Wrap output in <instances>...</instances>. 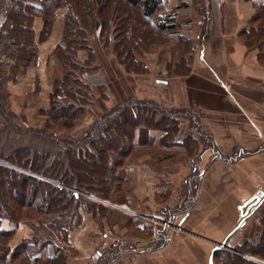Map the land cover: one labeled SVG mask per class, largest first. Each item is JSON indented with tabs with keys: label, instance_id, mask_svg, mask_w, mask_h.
I'll list each match as a JSON object with an SVG mask.
<instances>
[{
	"label": "trees",
	"instance_id": "obj_1",
	"mask_svg": "<svg viewBox=\"0 0 264 264\" xmlns=\"http://www.w3.org/2000/svg\"><path fill=\"white\" fill-rule=\"evenodd\" d=\"M165 4L166 0H0V262L3 264H16L19 259L39 262L43 257L50 264H66L65 249L62 252L57 248L53 257L46 256L49 243L68 241L69 232L82 221L83 207L95 216L96 208L107 210L106 206L85 199L77 191L97 196L110 191L112 195L111 185L117 181L119 168L132 149L154 143L150 136L152 130L164 132L159 145L175 146L180 137L182 146L188 145L191 137L187 128L181 127V122L190 119L198 124L199 116L192 109L170 108L152 99L128 98L102 116H96L93 112L96 97L106 99L107 87L93 86L83 78L84 73L95 72L100 65L91 45L92 35L102 40L104 46L111 47L127 72H137L139 68L147 72V66L136 59L138 50L143 55L152 49L150 35L154 33L170 40L182 24L176 20L177 11L188 7L187 0H180L171 11L165 9ZM254 7L256 12L250 20V29L240 37L247 49L258 51V60L264 65V1H256ZM62 8L66 9L63 38L47 64L49 69L52 62L57 64L60 74L51 76L50 105L39 111L45 116L44 125L41 128L29 126L24 109L30 104L22 106L23 112H15L7 83L17 81L20 74L38 64L35 20L42 19L40 40H46ZM132 8L135 10L131 15ZM200 11L208 17L207 10ZM207 24L204 37H208L211 29ZM175 41L183 45L185 54L174 65V74L189 75L194 57L193 42L182 35ZM80 51L88 54L84 62L78 57ZM38 92L36 89L35 95ZM86 118H91L89 124L84 123ZM82 121L84 125L80 124L79 130H75ZM54 126H59L62 132H53ZM25 135L49 139L57 148L42 150L37 144L24 143ZM211 147L216 157L230 163L251 154L236 148L238 153L230 155L231 160L213 141ZM262 150L263 147L257 152ZM194 170L187 182L190 189L201 180L199 169ZM32 218L39 224L33 226L32 238L11 248L9 243L14 232L4 230L3 222L8 220L18 225ZM262 227L260 242H248L234 251L244 253L253 249L252 254L264 259V219ZM112 246L114 249L107 256L99 252V264H112L120 257L121 244L115 242ZM225 263L256 264L235 255L228 256Z\"/></svg>",
	"mask_w": 264,
	"mask_h": 264
},
{
	"label": "crops",
	"instance_id": "obj_2",
	"mask_svg": "<svg viewBox=\"0 0 264 264\" xmlns=\"http://www.w3.org/2000/svg\"><path fill=\"white\" fill-rule=\"evenodd\" d=\"M255 2L224 0L219 9L220 22L214 24L212 19L209 22L215 25H209L214 28L212 40L200 41L202 29L196 22L193 27L185 29V37L194 42L189 75L168 78L165 64L172 55L166 53L162 64L153 63V60L146 63L148 75L144 83L140 82L138 76L132 78V85L139 91L138 97L141 99H152L172 108L198 109L200 121L208 127L211 140L225 156L232 155L236 148L250 150L264 141V65L258 60V51L247 49L240 37L241 33L249 30ZM176 6L174 3L170 7ZM64 16L65 11L58 12L50 37L39 47L38 68L42 93L48 90L45 69L50 53L62 40ZM193 18L195 9L191 5L177 11L178 22ZM43 27L42 19L37 18L34 22L37 41ZM79 58L84 62L87 55L81 51ZM111 59L107 56L103 62ZM108 94L112 99L111 92ZM108 107L107 103L100 101L95 112L99 115ZM150 136L154 144H158L164 132L152 130ZM185 148L181 140L175 146L159 148L168 154L165 155L168 157L165 165L169 170H164L171 176L175 174V177H180L179 174L189 171V165L182 158L194 154L196 148ZM177 157V161H173ZM213 158L214 155L208 151L202 157L201 169L205 175L198 205L190 217V220L196 219V227L200 224V228L189 230L191 239H185L184 235L170 229H161L159 234L154 228L150 239L135 240L123 259L113 264H216L214 258L219 251L233 253L235 247L244 242L260 239L261 222L254 217H242L239 203L242 205L253 197L254 188L257 190L253 195L264 187V154L232 167L222 160L211 164ZM254 162L257 165H253ZM136 167L137 184L148 185L152 192V196L151 192L147 193V205H155L154 193L158 180L155 171L148 164ZM173 184L174 181L169 182V187L172 188ZM187 216L178 219L180 227L187 222ZM95 227L91 226L88 215H85L82 226L70 233L68 242L77 254L69 256L67 264H89L94 258L106 240ZM3 229L16 230L12 248L20 240L31 237V230L23 225L16 227L4 221ZM159 236L163 237L161 241L165 244L158 248Z\"/></svg>",
	"mask_w": 264,
	"mask_h": 264
},
{
	"label": "rangeland",
	"instance_id": "obj_3",
	"mask_svg": "<svg viewBox=\"0 0 264 264\" xmlns=\"http://www.w3.org/2000/svg\"><path fill=\"white\" fill-rule=\"evenodd\" d=\"M243 1L247 2L246 0H243ZM187 2H188V6L191 5L193 9H195V18L190 19V20L180 21V23L182 24L178 28L179 32L176 34H173L170 37L171 38L170 40L166 37H163L162 35H157L155 33L150 35L152 39L150 43L153 44L152 49L150 48V51L145 52V54L143 55H140L141 53L140 49L137 52L138 55L136 56V59L145 65L147 62H150L152 60L154 61L153 63L158 62L162 64L164 61L163 57H166V53H170V55H172V58L170 61L167 62V64H165L167 68L166 73H167L168 78L175 76L174 71L176 67H174V65H177V63L181 61V56H183V53L185 54L183 45L177 43L175 41L176 38H178L179 35L185 36L183 34L185 29L193 27L196 22L202 29L201 30L202 33L200 35L201 36L200 41L204 42L209 39L212 40L214 28H211L209 30V33H208L209 35L207 34L208 37H204L203 30H204L205 24L208 23L207 25L209 28V25L211 26L213 24V23L209 24L210 18H212V20L214 21V24H217L216 22H220L221 20V14L219 13V9L221 6H223L224 0H187ZM174 3L177 4L178 6L180 4V0H166L165 9L167 11L168 10L171 11L175 9L177 6L170 7ZM94 8H95V5L93 9ZM134 10L135 8L131 9V12H130L131 15H132V11ZM200 10H207L209 18L205 14L204 16L202 14L203 12H201ZM61 11L66 12V9L62 8L58 10V12H61ZM176 20H177V17H176ZM137 29L140 32V28H137ZM215 29L217 32V27H215ZM40 35H39V40L37 41L38 48L40 47V45H42V43H44L47 40V39L43 41L40 40ZM90 38H91V45L97 55L98 62L100 65L97 71L92 72V73H84L83 78L85 75L98 76V78H100L101 80V83L99 85L107 87V90H106L107 98L106 99H103L100 96L96 97V101L93 106V112L95 113V115L102 116L103 113L106 112L108 109H110L112 106L116 105L117 103L123 100H127L128 98L141 99L140 97H138L139 91H137L135 86L132 85V82H133L132 78L135 76L136 77L138 76L141 80L140 82L144 83V80H146L147 78L146 76L148 75V71L146 72V71L141 70V68H139L138 70H136L137 72H131V73L127 72L125 68L118 63L114 55V52L111 50V47L104 46L102 43V40L100 41L99 38L95 35H92ZM191 41L193 42V40ZM55 48L52 50L50 55L54 52ZM193 48H194V42H193ZM83 52H85L88 58L87 52L86 51H83ZM107 56L111 57L112 59L109 61L103 62V59L105 60ZM47 64H48V61H47ZM51 65L52 66L50 67V69L48 68V66L45 69V76H46V81H47L46 84L48 85V90L46 89V92L44 93H42L41 85H40V82H41L40 77H39L40 69L38 68L39 59H38V64L34 67H30L25 73L20 74L17 81H9L7 83V90L11 94L12 108L15 112L17 113L23 112V110L21 109L22 106L26 103L30 104L29 107L24 109V112L27 113V124L29 126L41 128L44 125L45 116L40 115L39 111L40 109L47 108L50 105L49 99H50V94L52 93V85L50 82L51 76L53 77L59 76L60 74L59 66L55 64L54 62H52ZM171 66L173 68L172 70L170 69ZM181 76H184V75H181ZM92 85L97 86L94 84ZM36 89H39V92L37 95H35ZM108 92H111V94L113 95L112 99L109 96ZM100 101L103 104L107 103L109 107L103 110V112L98 115L96 114L95 109L97 107L98 102ZM180 110H187V108H180ZM192 110L198 114V109L193 108ZM83 121L85 124H89L91 122V118H86ZM83 121L78 123V125L75 127V130H79L81 125L82 124L84 125ZM197 121H198V124L190 119H185L181 122V127L187 128V130L189 131L188 135H190L191 137L188 142V145L186 146H194V149L196 148V152L194 154L193 153L187 154L183 156L182 158V160H185L186 164L189 165V171L187 173L184 172V173H181V175L179 174L180 177H175V174H173L174 176H171L170 174H168L164 170V169L169 170L167 166L165 165L166 164L165 162H168V160H166L168 157L165 155H168V154H165L159 150V148L163 145L161 144L159 145L157 143H156L157 145L154 143H149V144L146 143L145 145L143 144L140 146H136L135 149H132V152L130 153L128 158L125 159L126 160L125 164H123V166L119 168L118 179L117 181H115L113 185H111V187L113 186L112 191L114 190L112 195H110V191H104V195L100 194V196L94 195L93 193H85V192L77 191L85 199L91 202L102 204L107 207V210L105 209V211L100 209L99 207L96 208L97 211L96 210L95 211L97 213L95 211L94 212L97 215L95 216L92 211L88 210L87 208L83 206H80L79 208L83 207L81 210L82 221L80 225L74 228L73 230H71L68 235V241H69L70 233L79 229L84 223V216L88 215L91 226H96L95 228H97V230L100 231L101 236H105L104 239L106 240L104 241V244L102 245V247L98 249V252L94 254V258L90 260L89 264H99V260L97 259L99 252H102L103 256L104 255L107 256L108 254H111V252L114 249L112 248L113 247L112 245L113 243L115 244V242L121 244L120 248L122 251V254L117 260H115V262L120 259H123V256H125V253H127L132 247L133 242L135 240L145 241V240L150 239L153 235L154 228L156 230V233H159V234L161 232L160 231L161 229L173 230L177 232L179 235H184L185 239H189V240L192 237L190 236L191 234L189 230L200 228L199 226L200 224L198 225V227H196V222H197L196 219L190 220L192 219L190 217L193 215L198 205L199 198H200V192L202 188V181L205 175L201 169L202 157L207 151L211 152L214 155V158L210 162L211 164L214 161L221 160V158L216 157V154L213 151L214 149L211 147L212 140H211L210 132L208 131V127L205 126L200 121V117L197 119ZM52 130L53 132H56L57 134L62 132L59 126H54ZM180 140H181V137H180ZM22 142L27 143V144L28 143L37 144L42 150H55L57 148L54 142H52L49 139L41 138L39 136L25 135L23 136ZM175 143H177V141ZM262 147L264 148V141L258 146H256L255 148L248 150L251 152V154L247 156H243L238 160L232 161V163L224 161V160H222V162L224 161V163L232 167L233 165L241 161H244L248 158H253L254 156L264 154V150L257 152V150H259ZM219 149L221 150V148ZM236 153H238V151H235L233 155H235ZM228 158L231 159V156L228 155ZM177 159L178 157L174 159L173 161L175 160L177 161ZM147 164L150 166V168H153L156 174V179H158L157 184H156V190L154 193L155 205H147V200H146L148 197L147 193L149 194L151 192L149 186L146 184L145 185H141L140 183L137 184L138 183L137 182L138 168L136 166L137 165H147ZM255 164L257 165V162L253 163V165ZM106 165H108V163H106ZM196 167H197V170L199 169L198 171L201 172V180H199V182L196 185L193 184L192 189H190V186H189L190 184L188 185L187 182L190 181L189 179L193 176L194 172L196 171L194 170V168L196 169ZM19 170L24 171L23 169L22 170L19 169ZM259 175L260 174H258V176ZM171 181L172 182L174 181V184H175V185L173 184L172 188L169 187V182ZM55 184L58 187L62 186L60 183H55ZM67 189H70V188H67ZM259 189H260L259 192L261 191L264 193V187L259 188ZM72 190L74 189L72 188ZM256 190L257 189L255 188L252 190V196L257 195V193L253 195V192H255ZM150 196H152V192L150 193ZM263 198H264V195L260 200L262 204L258 205L256 209H254L247 216H245V218L254 217L258 219L261 222V228H263L262 220L264 219V200H262ZM239 204L241 205V202ZM188 214L190 215L189 217L187 216ZM182 216H187V222H185V224H183L182 227H180L177 221ZM5 221L9 222L8 220H5ZM9 223L15 225L16 227L23 225L26 227L27 230L29 231L31 230V237H28V238H32V236L34 235L33 226L39 225L38 221L34 218L28 221H25L23 223H20L18 225L12 222H9ZM2 228H3V225H2ZM7 231L14 232V236L12 237L9 243L11 246L12 240L14 239L16 235V230H7ZM262 232L263 230L261 231L260 239L258 241L256 242L246 241L243 244H246L248 242H253V243L260 242ZM159 237H160V242L158 243V248L162 247V245L165 244L163 243V241H161L163 237L162 236H159ZM22 240H20L18 244L16 243V246L19 245V243H21ZM68 241L67 242L54 241V242L49 243V245L45 249L46 256L53 257L57 248H59V250L62 252L65 249L64 255L68 257L76 255L77 251L74 252V249L70 247V243ZM240 246H237L235 248H238ZM222 247L226 249L225 246H222ZM248 251L244 253L234 251L232 253L230 251L223 250L215 254L214 259H215L216 264L218 263L226 264L225 261L227 260L228 256L235 255V256H240V258L242 257L256 264H264V259H261L258 257L259 255H255L250 252V251H253V249H249ZM20 260L21 259L17 260L16 264H19L18 262ZM20 262H21L20 264H50L49 262H46V257H43V259H41V261L39 262L32 261V262L27 263L26 261H23V260ZM0 264H3V263L0 262ZM55 264H60V262L55 263Z\"/></svg>",
	"mask_w": 264,
	"mask_h": 264
},
{
	"label": "water",
	"instance_id": "obj_4",
	"mask_svg": "<svg viewBox=\"0 0 264 264\" xmlns=\"http://www.w3.org/2000/svg\"><path fill=\"white\" fill-rule=\"evenodd\" d=\"M263 192H258L256 196L251 197L249 200L244 202L239 206V210L242 212V217L247 216L251 211L256 209V207L260 204V200L263 197Z\"/></svg>",
	"mask_w": 264,
	"mask_h": 264
},
{
	"label": "built area",
	"instance_id": "obj_5",
	"mask_svg": "<svg viewBox=\"0 0 264 264\" xmlns=\"http://www.w3.org/2000/svg\"><path fill=\"white\" fill-rule=\"evenodd\" d=\"M84 78L89 81V83H92L94 85H99L101 83V80L100 78H98V76H95V75H85Z\"/></svg>",
	"mask_w": 264,
	"mask_h": 264
}]
</instances>
